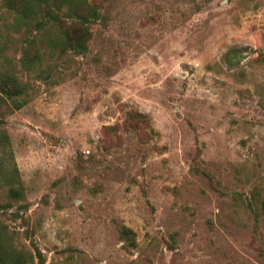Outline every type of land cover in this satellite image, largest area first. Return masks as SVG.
<instances>
[{
	"label": "rangeland",
	"instance_id": "rangeland-1",
	"mask_svg": "<svg viewBox=\"0 0 264 264\" xmlns=\"http://www.w3.org/2000/svg\"><path fill=\"white\" fill-rule=\"evenodd\" d=\"M96 1L84 53L32 25L25 69L0 0V70L27 85L0 105L9 245L32 264H264V0Z\"/></svg>",
	"mask_w": 264,
	"mask_h": 264
},
{
	"label": "trees",
	"instance_id": "trees-1",
	"mask_svg": "<svg viewBox=\"0 0 264 264\" xmlns=\"http://www.w3.org/2000/svg\"><path fill=\"white\" fill-rule=\"evenodd\" d=\"M3 5L14 11L15 22L18 26H25L29 43L24 47L21 58L22 66L31 69L40 58L36 48L35 35L29 31L32 25L38 28L45 23H51L58 30L60 51L72 50L84 53L90 37L91 23L100 16V4L96 0H2ZM2 50V45H0ZM27 85L20 81L10 70H0V105L12 104L13 108H20L26 99H19L25 95ZM16 193L17 191H13ZM264 207V205H263ZM35 255L22 252L9 245V237L4 227H0V264H32ZM38 264H44L43 260Z\"/></svg>",
	"mask_w": 264,
	"mask_h": 264
},
{
	"label": "built area",
	"instance_id": "built-area-1",
	"mask_svg": "<svg viewBox=\"0 0 264 264\" xmlns=\"http://www.w3.org/2000/svg\"><path fill=\"white\" fill-rule=\"evenodd\" d=\"M87 152H89V151H87Z\"/></svg>",
	"mask_w": 264,
	"mask_h": 264
}]
</instances>
